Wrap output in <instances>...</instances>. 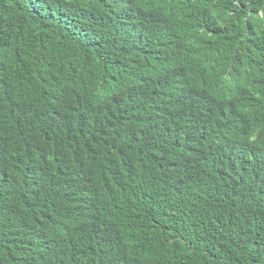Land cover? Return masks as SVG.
<instances>
[{"label": "trees", "instance_id": "trees-1", "mask_svg": "<svg viewBox=\"0 0 264 264\" xmlns=\"http://www.w3.org/2000/svg\"><path fill=\"white\" fill-rule=\"evenodd\" d=\"M3 11L14 19L11 30L1 25ZM239 31L264 40V0H0L5 264L17 261L20 229L30 223L45 241L73 236L51 247L45 264H142L152 258L161 264L162 256L174 264H264V177L242 181L236 160L219 150L205 152L229 163L227 182H207L190 167L191 143L204 134V85L184 90L185 73L226 40L233 50L249 52L260 70L235 114L246 120L244 135L255 138L249 163L264 160L263 135L248 125L264 121V46L241 41ZM78 75L86 92L103 76L122 79L123 103L138 99L136 110L140 101L157 98L152 105L166 104L175 115L166 119L175 124L171 133L163 125L155 137L159 119L153 114L106 109L108 88L88 104L68 84ZM37 77L40 87L28 83ZM34 87L43 94L37 104ZM13 93L18 112L1 115ZM159 154L161 166L152 173ZM180 158L189 166L178 165ZM188 183L195 213L173 197V188ZM15 215L18 221L9 226ZM74 248L82 252L74 255Z\"/></svg>", "mask_w": 264, "mask_h": 264}, {"label": "clouds", "instance_id": "clouds-1", "mask_svg": "<svg viewBox=\"0 0 264 264\" xmlns=\"http://www.w3.org/2000/svg\"><path fill=\"white\" fill-rule=\"evenodd\" d=\"M9 16L8 12L3 11L2 17L5 22L1 25L5 30H11L13 28L14 19L12 21L9 20ZM68 28L70 30L73 26L68 25ZM205 29L202 28L200 31H204ZM240 33L241 37L239 39L241 41L261 47L264 46V40L260 34L258 37H255L251 33ZM226 41L228 44L226 46L218 45L213 55L199 56L187 69L183 84L184 90L193 84L200 83L204 85V92L201 95L203 99L201 105L205 109V116L201 123L204 134L195 137L191 143L195 151L190 167L193 169L192 172L198 177L204 178L207 182L214 181L219 186L231 178V166L221 158L207 155L205 150L223 151L235 159L240 168L242 181L245 177H264V160L257 163H249L252 155L250 142H253L255 138L244 135L243 131L246 120L245 118L239 120L235 114L236 106L244 103L246 96L259 77L260 70L256 66L257 62L251 58L249 52L233 50L231 42L229 40ZM28 83L40 87L39 77L31 79ZM68 84L79 89L88 104L92 98L95 99L96 95L101 94L103 88H108L110 90V98L105 103L107 106L106 109L112 111L118 105L128 113H150L157 116L159 119L157 121L159 130L156 132L155 137L163 134V125L166 126L170 133L175 126V124L172 126L166 124V119L169 115L175 117L166 104H151L157 98H153L151 101H140V110L133 108L134 104L139 101L138 99L131 98L129 101H125L126 103H123L122 93L125 89V83L122 79L111 75L103 76L98 84L90 88L89 92L85 91L83 79L79 75L72 78ZM36 87L34 89L36 91L37 104L43 94ZM228 101L231 102V105H229ZM127 102L130 103V106H127ZM19 105L20 103L14 99V93L10 97L6 96L2 102L1 115L7 112H18ZM165 106L167 109H165ZM151 107H154L156 111L151 112ZM229 111L232 112L231 118H226L225 115ZM248 125L250 130L258 129L264 138V121L257 120L256 122H249ZM262 145L264 147V141ZM178 165L189 166L183 158H180ZM159 166H161L160 154L152 160L151 172L154 173ZM192 178L195 179L193 175ZM219 186L209 187V189L212 192L215 189H219ZM173 189L178 191V194L173 197L182 198L189 203L187 212H197V206H195L191 196L193 188L190 183L186 186ZM221 192L223 199L218 203L224 206L226 194L223 190ZM14 202L15 200L8 204L10 210ZM17 221L18 217L16 215L11 217L8 222L9 226L14 225ZM49 224L50 226H54L50 217ZM20 230L22 231V236L17 241V248L15 250L17 261L14 264H45V261L49 259L51 247L56 249L64 241H71L73 239L72 235L66 233L57 240L45 241L41 236H36V231L32 223L24 226ZM81 252L82 248L73 249L74 255ZM155 259L152 258L149 263H141L152 264ZM158 259L161 264H174L165 256ZM0 260L5 264V258L1 255ZM184 264H192V262L189 260L186 261L185 259Z\"/></svg>", "mask_w": 264, "mask_h": 264}, {"label": "bare ground", "instance_id": "bare-ground-1", "mask_svg": "<svg viewBox=\"0 0 264 264\" xmlns=\"http://www.w3.org/2000/svg\"><path fill=\"white\" fill-rule=\"evenodd\" d=\"M165 109H167V107L165 106Z\"/></svg>", "mask_w": 264, "mask_h": 264}]
</instances>
